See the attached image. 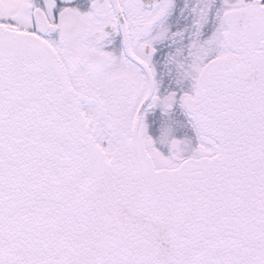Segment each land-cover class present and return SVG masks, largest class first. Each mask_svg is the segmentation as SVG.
I'll return each mask as SVG.
<instances>
[{
	"label": "snow or ice",
	"instance_id": "6c2138e0",
	"mask_svg": "<svg viewBox=\"0 0 264 264\" xmlns=\"http://www.w3.org/2000/svg\"><path fill=\"white\" fill-rule=\"evenodd\" d=\"M0 264H264V0H0Z\"/></svg>",
	"mask_w": 264,
	"mask_h": 264
}]
</instances>
